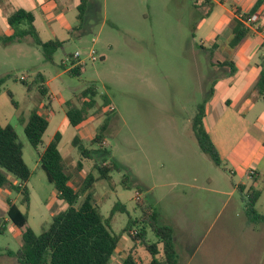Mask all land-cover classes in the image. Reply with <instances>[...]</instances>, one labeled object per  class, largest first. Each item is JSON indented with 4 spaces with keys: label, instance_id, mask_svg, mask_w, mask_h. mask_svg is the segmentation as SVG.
<instances>
[{
    "label": "rangeland",
    "instance_id": "obj_1",
    "mask_svg": "<svg viewBox=\"0 0 264 264\" xmlns=\"http://www.w3.org/2000/svg\"><path fill=\"white\" fill-rule=\"evenodd\" d=\"M215 1L213 19L205 21L201 19V0H90L81 24L71 12L65 15L67 39L57 35L62 45L50 62L44 61L40 47L29 37L10 48L0 44V79L4 80L0 124L13 127L31 171L25 183L27 208L20 204L18 192L0 188V226L4 227L0 264H17L14 254L22 245L21 233L29 228L39 235L54 215L68 207L56 197L19 122L20 115L28 118L33 109L49 122L39 150L56 132L61 133L58 149L76 190L88 173L96 176L94 166L99 159L83 160L77 172L80 156L72 139L80 134L84 144L95 149L90 140L110 112V132L102 146L109 150L108 160L122 168L111 173L109 182H96L93 191L103 217L111 215V231L121 235L112 264H120L130 252L142 264L150 261L144 246L122 233L129 219L137 220L130 233L145 228V241H158L140 222L143 206L158 214L160 225L171 228L176 264H264V220L257 223L245 212L246 194L252 186L260 190L255 209L264 217V180L252 170L247 171L249 178H242L237 167L246 165L248 159L230 152L242 144V134L249 127L256 124L264 131V124L256 122H264V101L254 98L249 110L241 104L240 112L227 108L220 112L219 120H207L219 149L220 166L199 149L191 126L200 106L206 107L210 101L222 108L224 99L236 91L235 86L231 91L221 90V81L233 68L217 65L232 38L229 28L220 33L215 49L207 39L215 31L213 20L220 16V6L230 5ZM61 7L63 3L53 9L55 18ZM75 53L82 72L69 76ZM90 84L97 91L94 105L79 128L71 127L65 117L66 103L80 107L82 91ZM40 86L46 88L45 96L39 93ZM240 184L245 186L244 192L239 191ZM7 203L27 210L25 225L15 226L7 219ZM158 247L157 257L161 258V245Z\"/></svg>",
    "mask_w": 264,
    "mask_h": 264
},
{
    "label": "trees",
    "instance_id": "obj_2",
    "mask_svg": "<svg viewBox=\"0 0 264 264\" xmlns=\"http://www.w3.org/2000/svg\"><path fill=\"white\" fill-rule=\"evenodd\" d=\"M89 1L80 0L77 5V20L80 21V24L84 19ZM263 6L264 0H256L246 17L256 14ZM200 10L202 12L201 19L207 18L213 10L211 1L201 0ZM33 21V15L29 11L18 9L10 13L6 22L11 29V34L0 37V43L2 45L22 43L29 37L34 44L40 47L44 61L50 62L51 56L61 47L62 42L58 40L43 42L38 36ZM247 33H249V29L239 20L235 21L229 47L237 46ZM215 48L216 45L212 47V49ZM76 62L77 60L71 62V66H75L67 71L69 76L81 74L82 65L76 64ZM225 65L227 64L221 66ZM232 72L234 71L232 70ZM23 80L20 79V81ZM3 81L0 79V87ZM39 81L43 82L41 78ZM27 88L30 89V87ZM256 89L259 97L264 101V65H262ZM39 93L45 96L46 89L40 86ZM96 95L95 86L90 84L82 91L83 103L80 107L66 103L65 117L71 127L77 128L87 119L88 110L93 107ZM8 96L11 99V104L15 107L12 95L8 93ZM107 105L108 103L104 100L103 107ZM204 111L205 105L203 104L192 119V131L199 149L208 155L216 166H220L218 152L204 128ZM109 114L96 128L95 134L90 140V147L95 146V149H89L79 135H75L72 139V147L77 150L80 156L75 166L77 172L81 171L83 160H90L93 156L99 159L94 166L96 176L88 173L77 190L70 184L71 175L58 149L61 133L56 132L52 140L40 151L39 146L42 144L43 134L48 127V119L35 109L30 112L28 118L19 116L18 119L23 125L25 138L36 151L40 167L44 171L47 181L52 184L56 197L64 201L68 207L54 215L48 227L39 235L29 228L21 233L22 245L14 254L17 264H112L111 258L118 248L121 235H116L111 231V215L103 217L95 203L93 191L96 182H109L111 173L120 172L122 168L114 160H108L109 150L102 146L110 132ZM30 175L31 171L23 160V145L13 127L0 124V188L6 187L18 192L21 195L20 204L26 208L29 204V191L25 183L29 180ZM261 177L264 180V173ZM10 178H14L19 184H13ZM123 186L125 187V184ZM244 188V185H238L240 192H244ZM248 190L245 212L250 220L254 218L258 223L264 220V217L258 215L255 209V204L260 197V190L252 186ZM78 202V206L75 207ZM142 208L140 222L143 227H149L158 241L156 243L145 241V228H141L135 235H132L130 229L137 223V220L134 222L129 219L122 233H126L134 242L139 241V244H142L151 255L150 261L146 264H176L171 228L158 223V214L151 207L143 206ZM6 215L7 219L15 226H23L27 222V210L22 212L14 204L8 203ZM3 231L4 227L0 226V234ZM158 244L161 245V258L157 257L160 255ZM120 264L142 263L130 252Z\"/></svg>",
    "mask_w": 264,
    "mask_h": 264
},
{
    "label": "crops",
    "instance_id": "obj_3",
    "mask_svg": "<svg viewBox=\"0 0 264 264\" xmlns=\"http://www.w3.org/2000/svg\"><path fill=\"white\" fill-rule=\"evenodd\" d=\"M79 1L80 0H0V37L9 36L11 34V29L6 22L7 16L15 10L23 9L31 12L33 15V25L39 38L43 42L58 40L56 39L58 34H61V38H66L69 25L64 17L71 12L72 17L74 15L77 20V5ZM210 1L213 5V10L210 15L205 18L206 20L204 19L205 21L210 18L213 19L214 7L217 4L215 0ZM222 2H227L230 5L229 8L220 6V16L213 20L215 31L211 32L207 37L211 46L217 44V41H219L221 37L220 33H223L224 29L229 28V32L232 35L235 21L238 20V15H246L253 7L256 0H222ZM61 3H63V7L60 8V15L55 18L54 15L56 12L53 13V9L56 4L59 5ZM74 10H76V14H73ZM255 15H257L256 27L258 30L253 31L250 29L249 33H247L242 41L234 48H230L228 45V49L220 53L222 60L217 63L218 66L227 64L225 67H232L234 71L228 78L221 81L223 82L221 90L225 91L229 89L231 91L232 87L235 86L236 91L232 92L228 98L224 99L222 108H219V106L217 107L218 103L213 104L210 101H208L209 103L207 102L205 107L203 117L204 128L219 156V149L212 140L209 128L207 127V120H219L220 112H226L227 108L240 112L237 108L241 104H243L245 110H249L251 105H253L254 98H260L256 85L259 80L260 72L262 71V65H264V53L260 52L261 48L264 49V6L260 8ZM22 43L3 46L10 48L12 45H21ZM49 95L51 100H54L52 94L49 93ZM255 95L256 97H254ZM263 115L264 113L262 116ZM243 118L245 117L243 116ZM256 122L260 125L264 124L261 119L256 120ZM255 126L256 127L253 129L249 127V129L242 134V144L232 148L230 151L236 155H241L244 160L248 159L246 165L237 167V171L242 178H249L247 175L248 170L254 171L259 176H262L264 173V131L258 127L259 125L257 126L255 124ZM77 135L80 136V134ZM250 154L252 155L251 157H249Z\"/></svg>",
    "mask_w": 264,
    "mask_h": 264
},
{
    "label": "built area",
    "instance_id": "obj_4",
    "mask_svg": "<svg viewBox=\"0 0 264 264\" xmlns=\"http://www.w3.org/2000/svg\"><path fill=\"white\" fill-rule=\"evenodd\" d=\"M242 24H244V26L246 28H248L249 30L252 29L253 31H257L258 28L256 27V22H257V15H251V16H247L243 15V14H239L238 18H237ZM264 35V34H263ZM93 54V52H91V55ZM72 57L77 60L78 63V58H79V54L75 53L72 55ZM92 61H95L94 57H91ZM80 64V63H79ZM24 79V78H21Z\"/></svg>",
    "mask_w": 264,
    "mask_h": 264
}]
</instances>
